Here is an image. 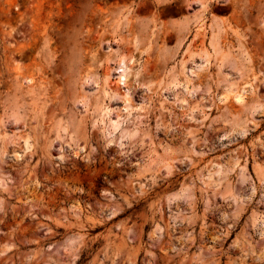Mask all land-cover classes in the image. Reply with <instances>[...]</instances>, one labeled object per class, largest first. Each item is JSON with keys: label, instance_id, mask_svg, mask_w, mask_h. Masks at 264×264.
<instances>
[{"label": "rangeland", "instance_id": "rangeland-1", "mask_svg": "<svg viewBox=\"0 0 264 264\" xmlns=\"http://www.w3.org/2000/svg\"><path fill=\"white\" fill-rule=\"evenodd\" d=\"M0 264H264V0H0Z\"/></svg>", "mask_w": 264, "mask_h": 264}, {"label": "bare ground", "instance_id": "bare-ground-1", "mask_svg": "<svg viewBox=\"0 0 264 264\" xmlns=\"http://www.w3.org/2000/svg\"><path fill=\"white\" fill-rule=\"evenodd\" d=\"M239 99V98H238Z\"/></svg>", "mask_w": 264, "mask_h": 264}]
</instances>
